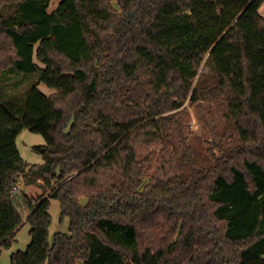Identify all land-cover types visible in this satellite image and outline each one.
<instances>
[{"label": "trees", "instance_id": "trees-1", "mask_svg": "<svg viewBox=\"0 0 264 264\" xmlns=\"http://www.w3.org/2000/svg\"><path fill=\"white\" fill-rule=\"evenodd\" d=\"M50 1L0 0V78L56 90L35 86L20 116L0 101V256L25 204L32 241L11 264H264V0ZM208 96L225 124L210 157L166 130ZM25 129L42 165L20 154ZM161 141L150 175L138 150ZM39 180L47 197L18 192ZM50 199L70 220L52 244Z\"/></svg>", "mask_w": 264, "mask_h": 264}, {"label": "rangeland", "instance_id": "rangeland-1", "mask_svg": "<svg viewBox=\"0 0 264 264\" xmlns=\"http://www.w3.org/2000/svg\"><path fill=\"white\" fill-rule=\"evenodd\" d=\"M63 0H51L48 8L49 13H53ZM17 5H10L2 8V15L6 21L13 22L14 17L18 15L16 12ZM260 14L264 17V3L260 7ZM16 13V14H15ZM12 17V18H11ZM11 19V20H10ZM38 45L36 46L37 51ZM35 62L40 68H45V64L39 62L34 57ZM40 73H25L7 68L3 71L0 78V101L8 109L13 110L18 116L24 110L29 94L36 86L42 93L47 96L53 95L56 90L48 87L45 83L39 82ZM218 97V96H217ZM208 96L202 98L197 103L187 101L184 106L176 113L175 122L171 121L167 124L176 131L183 132L185 138L192 142V145L201 152L203 156H211L210 144L214 140V129L211 126L213 122L217 127L222 128L225 124L220 120V114L217 112L219 97ZM12 108V109H11ZM47 144L45 138L41 134H36L28 129L22 131L17 138V147L23 160L30 166L42 165L44 157L41 152L37 151V147H45ZM173 148L171 142H156L153 144H144L139 147L138 156L146 165L147 172L152 175L160 164V154L165 147ZM39 180L37 184L26 186L22 182L18 192L25 193L28 200L33 202L38 198L47 197L50 193L49 188H45ZM23 213V223L15 235L13 242L9 248H3L0 256V264H11V257L19 251H26L32 241L31 224L27 222L30 215L29 208L24 204L21 209ZM49 212L51 215V225L49 228V242L53 243L55 234H69L70 220L68 217L61 219V205L58 200L50 199Z\"/></svg>", "mask_w": 264, "mask_h": 264}]
</instances>
